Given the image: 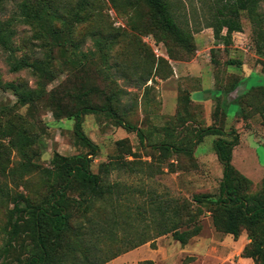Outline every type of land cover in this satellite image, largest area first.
Instances as JSON below:
<instances>
[{"label":"rangeland","instance_id":"obj_1","mask_svg":"<svg viewBox=\"0 0 264 264\" xmlns=\"http://www.w3.org/2000/svg\"><path fill=\"white\" fill-rule=\"evenodd\" d=\"M166 2L192 35L191 49L159 33L144 0H0V26L10 41L9 48L0 44L1 262L23 260L30 242L24 234L8 244L11 197L24 193L34 204L44 202L60 182L57 172L87 155L106 191L82 201L77 188L69 190L83 217L74 221L82 231L73 235L76 249L66 264L75 259L78 264H254L243 255L250 243L247 231L234 237L213 223L224 171L216 136L199 144L194 138L210 125L236 129L240 138L243 133L240 144L248 156L236 166L253 179L249 193L260 191L264 93L243 97L237 122L239 103H227L228 121L222 99L216 100L217 112L216 104L209 110L189 97L186 77L177 76L175 66L194 64L205 77L212 69L222 78L218 88L233 79L228 70L249 73L240 92L264 85V0L254 16L245 10L233 16L241 29L230 38L226 27L220 35L215 31L226 0ZM22 3L38 10L36 19L23 14ZM20 61L26 66L13 70ZM194 85L202 87L201 81ZM204 96L201 89L191 97ZM84 105L99 108L82 117L84 132L99 146L94 154L75 131L76 111ZM102 109H111L145 138ZM163 142L193 154L158 148ZM201 195L210 199L199 202ZM194 226L201 230L187 244L171 232L159 234L164 227Z\"/></svg>","mask_w":264,"mask_h":264},{"label":"trees","instance_id":"obj_2","mask_svg":"<svg viewBox=\"0 0 264 264\" xmlns=\"http://www.w3.org/2000/svg\"><path fill=\"white\" fill-rule=\"evenodd\" d=\"M260 1L226 0V3L218 10L221 18L219 26L215 30L216 34L220 35L223 28L226 27V37L230 38L233 32L241 29V24L234 20L233 16H239L243 10L254 16ZM112 2H116V0H112ZM144 2L150 9L152 24L159 30L160 34L166 39H172L183 48L191 49L192 35L177 23L174 15L169 10L166 0H144ZM21 6L24 15L29 16L31 19L37 18L38 10H34L27 3H22ZM254 21L256 20L254 19ZM5 29L0 26V44L9 48L10 41ZM26 64L24 61L15 62L12 65V69L19 70ZM239 81V77L227 80V86L225 85L224 89L232 90L238 85ZM256 92L264 93V85L246 88L235 98V101L240 106L238 114L244 113L241 102L243 97L246 94H254ZM189 97L191 98V96ZM219 99L217 98V101ZM219 103L221 111L226 118L228 112L225 105L227 103L223 100ZM218 107L219 104L216 102V111ZM98 110L99 108L94 106L84 105L76 111L75 131L82 142L91 148L92 154L97 152L99 146L84 132L82 117L84 114ZM100 111L109 112L111 117L116 118L125 128L136 130L142 140L145 138L141 130L116 116L111 109H102ZM208 135L216 136L214 149L224 166L221 194L214 201L215 207L212 209L213 223L218 231L232 234L234 237H239L242 231L246 230L250 243L245 246L243 255L253 258L254 264H264V180H262L260 191L249 193L250 185L253 183L252 179L248 178L233 165V149L240 141L236 129L226 131V128L221 125H210L196 132L194 143L199 144ZM227 137H232V139ZM157 147L166 151L174 149L176 152L183 151L189 155L193 154L192 149L173 147L167 142L157 144ZM91 161L92 157L86 155L82 162L75 160L66 163L62 170L57 172V177L60 179L59 184L52 188L49 197L40 204H34L30 197L24 193H17L11 197L13 207L8 210L6 223L10 237L8 244L12 246L14 240L24 234L30 237V242H26L24 245L28 252L23 260L1 262L0 259V264H66L68 257L76 249L73 235L76 237L82 231V228L74 225V221L83 217V213L80 215L81 211H76L75 205L78 202H75L69 196V190L77 188L82 201L102 197L106 191L99 185L100 175L92 172L90 168ZM206 198L210 199V195H201L197 197V200L202 202ZM84 216L87 217L86 212H84ZM200 230V226L189 227L184 230H180L179 227H164L159 234L171 232L175 239L182 244H187ZM115 240L113 239V241ZM8 244L7 246L9 247ZM117 255L118 253L113 254V258ZM0 257L2 258V256ZM86 259L89 258L87 257ZM107 261L103 260L99 264H104ZM74 263L78 264L77 259L74 260Z\"/></svg>","mask_w":264,"mask_h":264},{"label":"crops","instance_id":"obj_3","mask_svg":"<svg viewBox=\"0 0 264 264\" xmlns=\"http://www.w3.org/2000/svg\"><path fill=\"white\" fill-rule=\"evenodd\" d=\"M176 67V72L177 76L184 75L186 77L185 87L190 88L189 90V95H195L198 93V90L203 89L205 91V96L204 98L197 100H194L192 97L191 99L197 103H203L207 106V109L212 110L214 105L216 104L217 98L222 99L226 103H237L235 101V98L242 92L239 91L240 87L242 86L243 82L245 81V78L248 76V74H244L243 71H233V70H228L230 72L229 75H232L233 77H239V83L237 86H235L232 90H225L224 88H218L216 86V83L222 82V78L220 79L217 75L216 72H214L212 69L209 72L208 76L205 77L206 75L204 74H199L197 73V68H195L194 64H186L182 66H175ZM244 69V67H243ZM206 72V71H205ZM258 72V71H256ZM260 73V72H259ZM227 78V77H226ZM201 81L202 87L198 89H194L193 87L195 86L194 84L196 82ZM227 83V80L225 81ZM197 85V84H196ZM246 89V87H245ZM215 93V95H214ZM239 114L236 115L235 117V122H237ZM226 120H230V116L226 115ZM249 132H251V129H249ZM248 132V133H249ZM242 137H244L243 133L241 135L239 144H237L234 149H233V158H232V163L236 166V163H240L241 161H244L245 158H247L248 155L244 154V148L241 146L242 142ZM237 167V166H236ZM237 169H239L237 167ZM240 170V169H239ZM243 173V172H242ZM248 177V176H247ZM253 180V179H252Z\"/></svg>","mask_w":264,"mask_h":264}]
</instances>
